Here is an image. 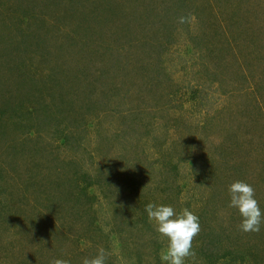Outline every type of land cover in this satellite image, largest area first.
<instances>
[{
	"label": "rangeland",
	"instance_id": "374dc122",
	"mask_svg": "<svg viewBox=\"0 0 264 264\" xmlns=\"http://www.w3.org/2000/svg\"><path fill=\"white\" fill-rule=\"evenodd\" d=\"M235 181L264 212V0H0V264H165L149 202L264 264Z\"/></svg>",
	"mask_w": 264,
	"mask_h": 264
},
{
	"label": "clouds",
	"instance_id": "9594fccd",
	"mask_svg": "<svg viewBox=\"0 0 264 264\" xmlns=\"http://www.w3.org/2000/svg\"><path fill=\"white\" fill-rule=\"evenodd\" d=\"M181 16L179 22L185 23ZM229 207L238 211L241 217L240 230L258 233L264 223L262 212L253 187L245 181H235L228 187ZM144 211L150 222H155L156 231L167 238V250L161 259L165 264H186V258L194 256L192 240L200 231L199 217L187 208L177 212L173 206L149 202ZM108 252L99 248L92 258H84L82 264H106ZM53 264H71L70 259L58 258Z\"/></svg>",
	"mask_w": 264,
	"mask_h": 264
},
{
	"label": "trees",
	"instance_id": "16d2710c",
	"mask_svg": "<svg viewBox=\"0 0 264 264\" xmlns=\"http://www.w3.org/2000/svg\"><path fill=\"white\" fill-rule=\"evenodd\" d=\"M33 112H26V114H28V115H30V114H32ZM87 184L89 183V182H86Z\"/></svg>",
	"mask_w": 264,
	"mask_h": 264
}]
</instances>
